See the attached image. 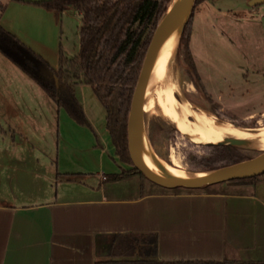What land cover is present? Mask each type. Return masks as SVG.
I'll list each match as a JSON object with an SVG mask.
<instances>
[{"label": "crops", "instance_id": "1", "mask_svg": "<svg viewBox=\"0 0 264 264\" xmlns=\"http://www.w3.org/2000/svg\"><path fill=\"white\" fill-rule=\"evenodd\" d=\"M0 1L39 14L53 9ZM16 142L23 152L0 150V264H96L123 232H156L165 260L264 259V178L202 188L149 185L138 193L122 185L138 173L106 180L105 173L125 167L111 168L94 150H76L77 160L58 156L55 164L53 155L35 154L27 136Z\"/></svg>", "mask_w": 264, "mask_h": 264}, {"label": "rangeland", "instance_id": "2", "mask_svg": "<svg viewBox=\"0 0 264 264\" xmlns=\"http://www.w3.org/2000/svg\"><path fill=\"white\" fill-rule=\"evenodd\" d=\"M81 20L82 15L72 6L64 10L47 9L44 14L11 7L0 11V22L7 23L9 29L55 67L59 63L60 50L68 56L78 53ZM191 30L195 67L187 61L180 46L168 64V80L176 98L187 99L194 108L207 110L241 128L263 125L264 1L205 0L195 8ZM76 93L93 127L71 117L0 51V127L6 129L0 131V150L7 146L11 151L23 152L16 141L27 136L36 142L33 152L53 155L55 164L58 156L77 160L76 150L89 153L94 150L111 163V168L122 169L127 165L132 168V164L117 156L106 123V108L92 86L78 82ZM145 122L150 142L161 157L173 162L171 154H174L180 159L179 167L189 174L215 169L208 168L203 162L218 153L214 147L218 143L191 138L168 121L157 106L145 114ZM99 142L105 145V151L101 144L97 145ZM239 148L250 157L262 151L257 144ZM77 167L90 169L82 163H77ZM92 181L96 182V179ZM232 182L237 181L227 180L216 185ZM122 185L135 187L138 193L149 185L163 187L143 172L133 179L127 177Z\"/></svg>", "mask_w": 264, "mask_h": 264}, {"label": "trees", "instance_id": "3", "mask_svg": "<svg viewBox=\"0 0 264 264\" xmlns=\"http://www.w3.org/2000/svg\"><path fill=\"white\" fill-rule=\"evenodd\" d=\"M205 0H197L196 6ZM28 2V1H27ZM171 0H41L34 3L63 9L72 6L81 11L80 48L74 56L59 53L55 67L39 52L21 40L0 22V51L30 76L71 117L91 127L85 107L76 93L78 82L89 83L106 108V123L119 158L132 164L120 172H108L106 180L140 173L132 160L128 144V115L141 66L153 33ZM5 4L0 1V11ZM187 23L180 47L195 67L191 49V25ZM218 153L203 163L221 167L250 156L239 146L215 144ZM219 161H222L220 163ZM264 178V172L232 179L251 182ZM156 232L116 233L110 257L96 264H264V259H172L158 257Z\"/></svg>", "mask_w": 264, "mask_h": 264}, {"label": "water", "instance_id": "4", "mask_svg": "<svg viewBox=\"0 0 264 264\" xmlns=\"http://www.w3.org/2000/svg\"><path fill=\"white\" fill-rule=\"evenodd\" d=\"M36 2L41 0H22ZM197 0H171L159 21L148 45L140 74L134 89L128 115V144L134 165L152 181L167 187L202 188L227 180L251 177L264 172V149L254 156L221 166L205 175H190L173 162L161 157L152 146L145 122V93L162 56L178 49L183 32L194 11ZM254 3L264 0H253ZM193 118V117H192ZM257 138H235L215 142L238 146L256 144ZM151 158L173 172L175 177H167L156 171L147 161Z\"/></svg>", "mask_w": 264, "mask_h": 264}, {"label": "bare ground", "instance_id": "5", "mask_svg": "<svg viewBox=\"0 0 264 264\" xmlns=\"http://www.w3.org/2000/svg\"><path fill=\"white\" fill-rule=\"evenodd\" d=\"M171 55L174 54L169 51L162 56L147 85L145 114L157 106L162 110L168 121L179 127L183 132L185 131L184 133H187L193 139L206 142H223L231 137L257 138L259 141L256 144L259 148L264 149V124L252 129L241 128L233 122L222 119L207 110L194 108L187 99L178 100L176 98L174 87L168 80L169 74L167 75ZM171 159L175 165H181L180 159L174 154H171ZM147 161L160 174L167 177L176 176L151 158H147ZM208 173L209 171H204L190 175L199 176Z\"/></svg>", "mask_w": 264, "mask_h": 264}]
</instances>
